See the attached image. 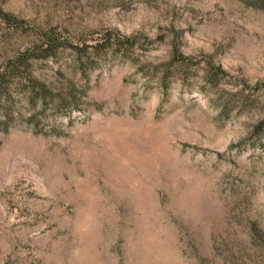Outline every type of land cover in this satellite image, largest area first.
Segmentation results:
<instances>
[{
    "label": "rangeland",
    "instance_id": "374dc122",
    "mask_svg": "<svg viewBox=\"0 0 264 264\" xmlns=\"http://www.w3.org/2000/svg\"><path fill=\"white\" fill-rule=\"evenodd\" d=\"M48 37L54 86L123 48L0 131V264H264V0H0V67Z\"/></svg>",
    "mask_w": 264,
    "mask_h": 264
},
{
    "label": "trees",
    "instance_id": "16d2710c",
    "mask_svg": "<svg viewBox=\"0 0 264 264\" xmlns=\"http://www.w3.org/2000/svg\"><path fill=\"white\" fill-rule=\"evenodd\" d=\"M127 42L130 40L127 39ZM62 46L56 39L48 37L40 45L18 54L5 66L0 67L1 132L8 133L11 128L16 127V125H12L16 120L25 118L35 135H48L50 131L48 132L44 126L40 127L39 114H45L48 108L63 116H70L72 112L81 110V106L86 104L88 98L89 85L87 81L96 59L104 52L113 51L114 48H123L119 43L112 45L111 38L98 41L91 46L74 47L77 59L76 69L85 80L83 85H78L74 79L65 78L54 86L36 78L33 74L35 62L57 57ZM14 94L20 95L26 104L33 108V111L39 107L41 112L36 113L35 111L28 118L21 112L16 115Z\"/></svg>",
    "mask_w": 264,
    "mask_h": 264
}]
</instances>
